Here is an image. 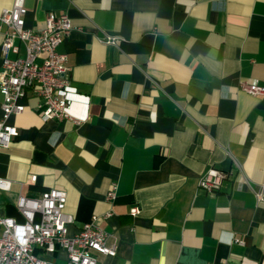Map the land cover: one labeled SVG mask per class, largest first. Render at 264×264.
<instances>
[{"label":"crops","instance_id":"0c3cea01","mask_svg":"<svg viewBox=\"0 0 264 264\" xmlns=\"http://www.w3.org/2000/svg\"><path fill=\"white\" fill-rule=\"evenodd\" d=\"M25 4L27 27L49 12L72 19L59 50L79 122L46 119L37 97L25 99L10 118L18 134L0 147V176L12 180L0 215L20 219L19 194L57 186L71 233L96 215L116 240V255L98 254L103 264H264V95L240 88L264 84V0ZM212 166L230 172L216 193L198 186Z\"/></svg>","mask_w":264,"mask_h":264},{"label":"built area","instance_id":"2783aa9c","mask_svg":"<svg viewBox=\"0 0 264 264\" xmlns=\"http://www.w3.org/2000/svg\"><path fill=\"white\" fill-rule=\"evenodd\" d=\"M26 13L25 0H14L11 6L0 5V92L3 96L0 147H8L18 134L10 118L25 109V99L30 95L39 99L38 111L44 118L79 122L69 111L68 57L59 50L74 28L72 19L67 13L49 12L43 25L34 29L26 26ZM103 41L118 45L120 39L106 35ZM240 88L255 96L264 95V84L257 79L241 81ZM229 174L227 170L209 167L200 176L198 186L216 193ZM11 186V179L0 176V191H8ZM256 194L258 199L263 198L260 190ZM116 197L117 183L114 182L106 199L114 201ZM66 201V190L57 186L39 196L19 194L15 206L21 218L0 215V264H103L98 254L116 255L117 242L97 223L99 216L94 215L76 232H70L69 226L75 218L66 211ZM130 212L136 215L139 208L132 207ZM110 215L112 211L102 217Z\"/></svg>","mask_w":264,"mask_h":264}]
</instances>
